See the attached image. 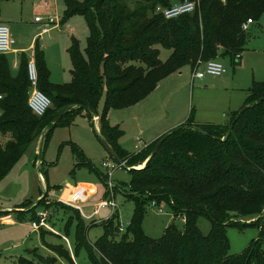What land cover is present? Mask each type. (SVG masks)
<instances>
[{
  "label": "trees",
  "instance_id": "1",
  "mask_svg": "<svg viewBox=\"0 0 264 264\" xmlns=\"http://www.w3.org/2000/svg\"><path fill=\"white\" fill-rule=\"evenodd\" d=\"M184 1L65 0L66 20L81 16L87 24V47L82 52L79 40L71 39L72 81L54 85L44 53L36 45L39 89L52 101L42 117L28 106L29 60L23 58L19 75L13 77L7 58L0 56V94L4 97L0 183L36 139L45 135L48 143L52 132L70 126L79 112H87L94 120L105 95L100 135L95 132L130 167L128 199L136 203V210L125 232H120L117 213L101 222L104 234L94 244L76 211L70 222L76 223L75 250L77 255L86 251L89 264H264L260 242L251 243L240 255H231L227 235L229 227L245 226H256L264 235V82L254 83L242 108L226 124H199L191 114L182 126L139 153L122 148L124 131L109 120L112 110L137 106L186 66L194 71L199 62L220 58L238 63L236 56L241 55L251 29L244 31L243 25L249 19L257 23L264 16V0H201L197 12L173 20L156 13L158 7ZM158 46L172 51L165 63ZM71 147L77 167L97 171L106 186L107 174L99 173L76 144ZM145 162L144 167L134 168ZM149 203L167 205L175 218H183L184 228L172 224L161 238L148 237L142 225ZM201 218L211 224L208 235L198 226ZM35 221L40 222L37 213ZM48 249L55 254L48 264H60L59 259L74 264L63 246L48 245Z\"/></svg>",
  "mask_w": 264,
  "mask_h": 264
},
{
  "label": "rangeland",
  "instance_id": "2",
  "mask_svg": "<svg viewBox=\"0 0 264 264\" xmlns=\"http://www.w3.org/2000/svg\"><path fill=\"white\" fill-rule=\"evenodd\" d=\"M54 5V11L48 15L56 16L61 28L52 30L39 40L38 45L44 53L50 81L54 85H64L72 81V64L68 54L71 39L79 40L81 51L85 52L89 29L81 16L66 20L65 0H56ZM34 19L31 16L27 20L25 37H31L34 31L41 30ZM12 27L9 24L10 30ZM248 34L241 59L236 60L238 63L230 58L218 59L227 69L223 77L215 78V81L212 77L199 80L194 77L193 68L186 66L162 81V89L138 106L112 110L109 113L111 125H120L124 131L120 140L122 148L131 154L139 153L161 136L158 134L162 128H167L176 119L183 120L184 116L183 122H186L191 114L196 122L203 125H224L229 121L242 108L254 83L264 82V16L251 27ZM158 48L160 60L165 63L172 51L161 46ZM105 101L104 95L98 107L97 120L94 121L87 112H79L73 117L70 126L57 127L48 143L45 135L36 139L0 183V264H24V260L27 264H48L55 257L48 245L63 246L74 264H89L86 251L76 254V223L70 225L71 218H76L78 212L89 230L90 243H96L104 234L100 223L115 215L111 207L101 208V204L111 198L112 194L119 222L128 228L136 210V203L128 199V185L132 181L128 171L130 167L127 168L125 163L124 166L117 165L95 132L100 135L98 125ZM171 101L176 111H171L168 105L166 110L164 106L158 109L152 106L163 102L166 105ZM175 104L177 108H174ZM133 118H138V121ZM222 137L226 138V134ZM72 143L82 149L99 173H113L106 186L97 171L77 167V155L73 154ZM41 148L43 151H40ZM103 162L109 163L112 168H103ZM147 162L134 168H142ZM160 207L163 212L154 208L152 203L145 206L142 228L152 239L161 238L172 224L181 230L184 228L182 217L175 218L167 205ZM39 212L46 213L47 221L36 231L32 223L34 215ZM241 222L245 224L246 220ZM198 226L204 235L211 231V224L205 218L199 220ZM227 235L231 255L242 254L253 242H260L264 250V235L261 236L256 226L229 227ZM59 263L70 264L62 259H59Z\"/></svg>",
  "mask_w": 264,
  "mask_h": 264
},
{
  "label": "built area",
  "instance_id": "3",
  "mask_svg": "<svg viewBox=\"0 0 264 264\" xmlns=\"http://www.w3.org/2000/svg\"><path fill=\"white\" fill-rule=\"evenodd\" d=\"M201 0H186L184 2L176 3L170 8H162L158 7L156 9L157 14H161L167 20L177 19L184 15H190L197 12L200 8ZM223 3L226 0H221ZM36 23L41 24V35L49 34L54 28H60V23L57 17L49 16L47 18L37 17L35 19ZM255 22L253 19H249L244 25L243 30L248 31ZM16 45V41L11 35L10 29L6 24L0 23V55H6L11 52ZM241 55L236 56V60H240ZM203 68V70H202ZM194 77L199 80H204L206 77L212 78H221L227 74V69L225 66L219 62L218 60H212L207 63L199 62V66L195 68ZM28 76L30 81V94L28 99V106L31 109L32 113L37 117H42L46 114V112L51 108L52 101L46 96L40 89L38 85V73L36 69L35 62H29L28 64ZM4 97L0 94V118L2 117L3 111L1 108V102ZM103 168L110 170L112 167L109 163L103 162ZM107 176L111 181L113 177V173L107 171ZM111 183V182H110ZM154 208H158L160 212H163V209L160 206H157L156 203H152ZM112 208L114 214L117 212V205L115 202V197L111 196V198L107 199L101 204L102 209ZM40 222H33L32 227L33 230H40L47 221V215L44 212L37 213ZM126 227L121 223L120 232H125Z\"/></svg>",
  "mask_w": 264,
  "mask_h": 264
},
{
  "label": "crops",
  "instance_id": "4",
  "mask_svg": "<svg viewBox=\"0 0 264 264\" xmlns=\"http://www.w3.org/2000/svg\"><path fill=\"white\" fill-rule=\"evenodd\" d=\"M54 4H56V0H0V23L6 24L8 27H9V24H11L13 26L12 30H10L11 35L14 32L13 33L15 35L14 37L17 36L16 37L17 41H16V45L14 49L8 54L4 55L8 60L10 72L13 77H17L19 75L20 67H21L24 57L29 59L30 62H34V54H35L36 45L38 44L40 39H42L46 35H49L52 32L51 31L49 34L41 35V30H36L33 32V35L31 37L30 36L25 37V33H26L25 29H26V26L28 25L27 20L31 16H34L35 19L37 17L47 18L49 16H54V15H48L54 11L55 9ZM35 19H34V23L40 28H42L41 24L36 23ZM256 24L257 23H255L253 26H255ZM213 81H215V78H213ZM161 84L162 82L159 84L158 88L154 92L162 89L160 87ZM167 105L171 106V111H176L173 109L172 101L166 105L163 102L162 104H159L158 106L156 105V103L152 106H154V109L155 108L158 109L160 107L163 108L164 106L166 110ZM177 106L178 105L175 104L174 108H177ZM96 118H94V121ZM133 119L138 121V118H133ZM184 119H185V116L183 117V120L182 118L176 119V121L172 122V124H170L167 128H162V132L158 134L161 136L157 137L154 141L161 138L165 134H168L169 132L173 131L177 127L182 126L185 123L183 122ZM98 127L100 129V124L98 125ZM40 151H42V148Z\"/></svg>",
  "mask_w": 264,
  "mask_h": 264
},
{
  "label": "water",
  "instance_id": "5",
  "mask_svg": "<svg viewBox=\"0 0 264 264\" xmlns=\"http://www.w3.org/2000/svg\"><path fill=\"white\" fill-rule=\"evenodd\" d=\"M59 118H60V117H58V118L56 119V121L59 120ZM159 146H160V144H159ZM159 146L156 148V150L154 151V153H153V155L151 156V158H152V157H155V155H156V153H157V151H158V149H159ZM106 148H107V150H108L110 156H111V157L113 158V160L117 163V165H119V166H124V164H123L122 161L119 159V157L115 154V152H114L113 150H111V148H110L109 146H106Z\"/></svg>",
  "mask_w": 264,
  "mask_h": 264
}]
</instances>
